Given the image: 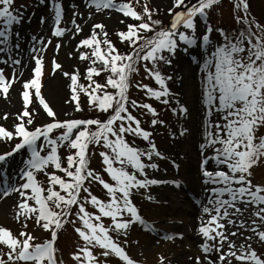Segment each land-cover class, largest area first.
Instances as JSON below:
<instances>
[{"label": "snow or ice", "instance_id": "1", "mask_svg": "<svg viewBox=\"0 0 264 264\" xmlns=\"http://www.w3.org/2000/svg\"><path fill=\"white\" fill-rule=\"evenodd\" d=\"M39 2L47 3L54 13L50 17L53 27L51 37H31V78L22 81L15 68L6 76L0 68V93L5 98L16 82L22 83V109L13 126L0 124V143L10 148L0 153V197L17 196L15 219L23 229L14 233L0 226V264H65L58 239L69 224L78 235L76 249L70 254L74 264H110L113 256L122 264H138L126 251L127 237L137 225L150 232L156 228L142 214L135 195L162 208L169 201L152 195L153 186L181 189L184 183L176 178H155L148 171L159 170L157 159L170 158L154 142V132L143 127L142 118L151 114L152 128L166 121L157 118L151 103L130 97L134 77L142 69L145 78L158 87L143 82L134 86L145 97L169 106L184 121L172 131L174 140L194 141L198 131L195 117H201L191 183L201 186L205 198L197 201L201 215L193 229L197 237V253L190 258L193 264H264V252L259 250L264 248V179L255 177L256 168L264 166V23L251 13L250 0H232L233 17L240 26L233 29L214 27L210 21V14L223 0H171L167 22L159 18L161 6L151 0H87L89 18L106 10L109 15L112 11L122 14L125 19L119 22L124 29L116 35L130 50L121 52L109 38L106 25L96 22L90 35L76 45L78 58L89 64L83 74L79 68L63 70L52 60V73L60 70L70 80L74 111H83V95L89 110L106 114V118L64 120L58 118L41 89L45 50L52 37L62 38L71 30L61 26L65 14L61 0ZM25 7L16 6V0H0V63H22L12 54L22 50L23 36L13 28L25 22ZM73 8L74 38L83 28L77 23L82 13L77 5ZM45 22L42 16L40 23ZM61 46L57 42L54 51ZM181 54L199 69V104L174 92L170 83L177 77L164 71L174 61L179 63ZM101 73L106 74L103 83L98 80ZM178 79L183 85L184 78ZM34 100L51 118L48 122L35 123L39 108L29 107ZM8 115L4 113L3 119ZM128 137L141 138L147 147L136 146ZM95 146L103 149L99 152L101 167L110 180L90 166ZM64 148L69 150L66 166ZM21 151L27 153V159L10 175L11 159ZM170 163L179 173L181 165L176 159ZM93 183L106 190L105 198L93 193ZM29 221L50 238L40 240L27 231ZM184 235L175 232L165 239H183ZM240 237L244 242L237 244ZM160 262L163 264V256Z\"/></svg>", "mask_w": 264, "mask_h": 264}, {"label": "rangeland", "instance_id": "2", "mask_svg": "<svg viewBox=\"0 0 264 264\" xmlns=\"http://www.w3.org/2000/svg\"><path fill=\"white\" fill-rule=\"evenodd\" d=\"M225 3L222 2V6L216 8L211 14H210V21L213 24L214 27L221 26V27H227L236 25V22L233 17V11H232V5L227 0H224ZM62 6L65 9L64 14V20L62 22L61 26L69 28L71 31L66 32L64 37L62 38H55L52 37V44L48 46V48L45 50V72L42 77V95H44L45 99L49 102L50 106L53 107L54 111H56L58 118L61 120L69 119V118H106V114L104 116H101L100 113L91 111L87 107V98L82 95L81 99L83 100V111L77 112L74 111V102H71V90L69 88L70 80L67 77H64L60 70H57L55 74L52 73V60L55 58L57 62H59L62 65L63 70L67 71H73L76 68H79L81 73H84V70L87 66H89L88 61H81L78 58V54L76 52V49H72L66 47L67 43L70 40H74V42H79L82 38L90 35L91 27L96 22H103L106 25V31L109 33V38L116 44L117 48H121V52L130 50L128 48V45L126 43H121L116 35L117 31L124 29V24H121L119 21L121 19H125L122 14L112 11L110 15L108 14L107 10L104 13H96L91 18L88 17V12L86 8L87 0H61ZM153 4H158L161 6L159 18L164 19L165 22L168 21L169 17L167 14V7L171 6V0H151ZM232 3V0L230 1ZM24 5L26 6L24 9V17L25 22L20 26H14L13 31H16L17 28L20 31L21 35L23 36L22 41V50L17 53L13 52V58H20L22 59L23 56H29V59L31 60V57L29 55V51L32 45L31 37L33 35L39 37H51V29L53 27L51 15L54 13L51 12L50 6L45 3L41 4L39 0H16V6ZM73 5L78 6V10L82 15L77 17V23L81 25L83 28V31L79 34H76L73 38V33L75 32V28L71 24V20L73 18ZM251 5V11L252 13L261 20L262 23H264V0H250ZM46 18V22L44 24L40 23L41 17ZM127 22H132L130 19L127 20ZM99 31V30H97ZM214 36H216L217 39L219 37L214 33ZM61 43V48L58 52H55V45L56 43ZM76 44V45H77ZM38 48L40 47L39 44L36 45ZM76 48V46H75ZM83 50V49H82ZM202 51V49H201ZM71 53V55H69ZM3 54H0L2 56ZM207 56V53H205V57ZM181 57L183 60L187 61L189 63L188 57L183 56L181 54ZM4 59H8V57L4 56ZM180 59V60H182ZM29 62V61H28ZM66 62L68 63L66 64ZM189 65L193 68L195 72V83L198 84V88H196L198 97L200 94V81L197 73H199V69L196 64H190ZM21 65H13L11 61H9L8 64L0 63V68H4L5 75L10 76L13 69L17 70ZM34 67V62H30V69H31V76H32V69ZM176 69H178V63L174 61V64L172 67L165 68L164 71L173 74L176 77ZM175 70V71H174ZM198 72L196 73V71ZM20 75V74H18ZM22 76V75H21ZM31 76H29L26 80L30 79ZM106 79V74L101 73V75L98 77L99 82L103 83ZM179 79H174L173 82L170 83V87L174 92L179 91L181 92V87L178 86ZM23 81V80H22ZM82 83H87V81L81 79ZM135 82H143L145 84L149 83L150 86H152V82L149 78H145V73L143 72V69L141 72L134 77V83L132 89H130V97L132 99L142 100L147 103H151L158 112V119H163L166 121L164 125H157L155 128H152L150 126V120L152 119L151 114L145 115L143 119V127L146 129H149L154 132V142L157 144L158 148L165 153L167 157L170 159H176L178 162V159L174 157L173 155H170V150L174 148L178 143L179 139H173L172 138V131L179 129L181 125L184 124V121L182 118L175 115L169 106L164 105L161 101H157L154 98H148L145 97L143 90H138L134 85ZM60 87V89H59ZM154 87V86H153ZM22 91V83L16 82L14 86L10 89V93L7 98L3 96L2 93H0V101L4 104L11 105L12 103L17 102L18 107L14 111H12V114L8 115V119H3L4 111H0V124L11 128L13 126L16 113H18L22 109V98L21 93ZM51 93V95L49 94ZM49 94V95H48ZM199 102V101H198ZM8 106V105H7ZM30 109L32 108H39V114L36 116V124H42L45 122H48L51 118L47 116V114L43 111L42 106H39L38 100H34V103L29 106ZM134 114H138L137 112H134ZM200 128V124H199ZM264 131V130H262ZM130 142L135 143L136 146L141 148L147 147V142L143 141L141 138H133L128 137ZM201 135L198 130V138L193 141V146L198 145L200 142ZM15 141H13V144ZM10 150V148L6 147L3 143H0V153ZM103 149L99 146H95L92 148V151L94 155L91 158L90 166L92 168L97 169L98 171H101L103 173V169L101 167V157L99 156V152ZM62 156L64 157V163L66 166V155L68 154L69 150L67 148H64L61 150ZM182 157V156H181ZM27 159V153H21V156L14 160V164L21 162L23 160ZM169 160H159L157 159L156 162L160 165L159 170H152L149 169V173L154 176L155 178L160 179H172L175 178L178 175V172L175 168L172 167ZM181 159V158H180ZM182 160H184V157H182ZM12 161V160H11ZM13 162V161H12ZM16 168V166H14ZM167 169L165 172L164 169ZM59 174V173H58ZM105 176V179L110 180V177L107 176L106 173H103ZM255 177L256 180H262L264 179V166L258 167L255 170ZM39 179L43 182L44 179H42V175L39 177ZM2 185V184H1ZM158 188L153 187L151 189V194L156 196L157 199H160L158 194L160 192H165L166 194H169L170 192L175 195L178 192H181V197L183 195L185 196L188 194V192L185 190V188L181 187V189L173 190L174 188L171 185L165 186H157ZM92 191L94 194L98 196H102L106 190L102 189V186L99 184L95 186V184L92 185ZM106 196V195H105ZM13 198L12 201L9 198ZM179 197L180 200H183L184 198ZM105 198V197H102ZM169 195L167 198H163L169 201ZM174 198V197H173ZM188 199H185L187 201ZM11 201V202H10ZM17 201V196L15 194L10 195L7 198L0 197V226L8 227L10 228L14 233H18L19 231L23 230L21 227V223L17 222L15 219V208L14 205ZM192 201L193 198H189V201L187 202L192 203L193 206L197 205L194 204ZM135 202L137 205L142 209V214L145 216V218L148 220L149 223H153L154 227L156 228L155 232H146L141 231L139 226L137 225L131 232L130 235L127 237L129 243L126 246V251L130 255L131 258H133L135 261L138 262V264H161L160 257H164L163 264H178L177 261L174 260L175 253L178 254L181 252H184V260L186 264H193V260L190 259L193 254H190L188 251L189 246L184 245L183 241L185 238L180 239V241L175 240H169L165 239V236L167 235V232H177L175 230L169 231L165 227H169L172 225V221H163V210L160 206L154 204L153 202L148 201L143 195L136 194L135 195ZM169 204V203H168ZM166 204V205H168ZM182 205V204H181ZM186 206V205H184ZM166 207V206H165ZM91 210V209H90ZM201 214V213H200ZM167 218V217H166ZM105 223L109 222V218H104ZM180 220L176 222V225H180ZM27 231L34 232V234L40 239H46L48 238V233L44 232L43 230L36 227L31 221H29ZM189 231V229H188ZM63 233L59 234L58 239V245L60 249V257L65 261V264H74V262L71 259V253L76 249V245L78 242V236L75 235L74 230L72 226L69 224L66 226V228L62 231ZM180 232V231H179ZM184 232V231H183ZM185 233V232H184ZM250 234V233H246ZM120 239H123L121 237ZM244 238L240 237L237 240V244L243 243ZM147 245H150L152 247L151 250L145 252V247ZM253 247L259 248V246L255 243H253ZM260 251L264 252V248H260ZM100 250L98 249L97 253ZM196 253H197V245H196ZM110 264H122V262L116 258V257H110ZM185 264V263H184Z\"/></svg>", "mask_w": 264, "mask_h": 264}, {"label": "bare ground", "instance_id": "3", "mask_svg": "<svg viewBox=\"0 0 264 264\" xmlns=\"http://www.w3.org/2000/svg\"><path fill=\"white\" fill-rule=\"evenodd\" d=\"M76 44L77 42H74V40H70L67 43L66 47H68V49L69 48L76 49L75 48ZM21 60H22L21 67H19L16 70V72L17 74L22 75L21 80H26L29 76H31V69H30L31 60L29 59V56H23ZM67 63L68 62H66V64ZM181 76L184 78L183 85H181L180 81L178 80L179 81L178 86L181 87V90H182L181 93L184 94V96L190 102L199 104L198 99H197L198 93L196 90V88H198V84L195 83V72L193 68L189 65V63L183 59L180 60V62L178 63V69H176V77L179 78ZM49 94L51 95L50 92ZM16 107H18L17 102L9 105V104H4L3 102L0 101V111L3 110L4 113L12 114V111H14ZM200 119H201L200 115L197 114L195 117V126L198 130H199ZM196 138H198V131H197L195 140ZM193 145H194L193 141L189 143H181L179 141V143L170 150V155L171 156L173 155L174 157H176L178 159L177 163L181 165L179 173L175 178L183 180L184 183L182 184V188L184 187L185 190L190 194V196L194 197L195 199L199 201H202L205 198V194L202 191L201 186L191 183V176L195 172L196 156H197V147L196 145L195 146ZM181 156L184 157L185 161H183L182 158L180 159ZM156 188L158 187L156 186ZM173 190L175 191L176 189L174 188ZM180 194L182 193L178 192L175 195H173L171 192L169 194H166L165 192H160L158 194L160 198H167L168 195L169 197H171L169 198V204L168 205L164 204L162 207V210L164 214L163 221H172V225L169 226L168 228L163 226L164 228L162 229L165 230L166 228L168 231L169 229L170 230L172 229L177 232L184 231L186 239H184L183 244L189 246L188 251L190 252V254H194L196 253L197 237L193 229L197 225V217L201 215L200 205L197 207V206L191 205L190 203L188 204L187 202L189 200L185 201V199H188V197L186 195L185 196L183 195V197H181ZM179 197L184 198V199L180 200ZM9 199H11L12 201L13 198L10 197ZM178 220H183L184 223L178 226L176 225V222ZM168 233L174 234L175 232L170 231ZM173 240L177 242L178 241L181 242L180 238H176ZM151 249L152 247L150 245H147L145 247V252ZM184 255H185L184 252H181V251L178 254L175 253L176 257L174 258V260L177 261L178 264H184V263L186 264L184 260Z\"/></svg>", "mask_w": 264, "mask_h": 264}, {"label": "trees", "instance_id": "4", "mask_svg": "<svg viewBox=\"0 0 264 264\" xmlns=\"http://www.w3.org/2000/svg\"><path fill=\"white\" fill-rule=\"evenodd\" d=\"M254 15V14H253ZM240 27V26H239ZM237 28V27H236Z\"/></svg>", "mask_w": 264, "mask_h": 264}]
</instances>
